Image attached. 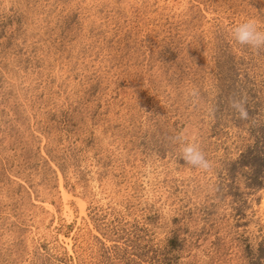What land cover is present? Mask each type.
Segmentation results:
<instances>
[{
    "label": "rangeland",
    "instance_id": "374dc122",
    "mask_svg": "<svg viewBox=\"0 0 264 264\" xmlns=\"http://www.w3.org/2000/svg\"><path fill=\"white\" fill-rule=\"evenodd\" d=\"M248 19L264 0H0V264H264Z\"/></svg>",
    "mask_w": 264,
    "mask_h": 264
},
{
    "label": "clouds",
    "instance_id": "9594fccd",
    "mask_svg": "<svg viewBox=\"0 0 264 264\" xmlns=\"http://www.w3.org/2000/svg\"><path fill=\"white\" fill-rule=\"evenodd\" d=\"M232 39L242 46L253 50L264 49V30H261L254 19H248L236 25L231 32ZM242 116H246L242 106L236 104ZM179 151L183 160L196 168L207 170L211 167L210 162L205 158L204 153L194 143L181 142Z\"/></svg>",
    "mask_w": 264,
    "mask_h": 264
},
{
    "label": "bare ground",
    "instance_id": "6f19581e",
    "mask_svg": "<svg viewBox=\"0 0 264 264\" xmlns=\"http://www.w3.org/2000/svg\"><path fill=\"white\" fill-rule=\"evenodd\" d=\"M63 185V184H62ZM62 190H63V195H64V199L65 200H69L70 198H72V197H74L70 192H68L63 186H62ZM77 201H78V203H79V205H80V207H81V213H85V201L83 200V199H81V198H77L76 199ZM47 206L49 207V208H53V205L51 204V203H48L47 202ZM65 212H66V214L67 215H69V214H73L72 213V211H71V208H70V206L68 205V204H66V206H65ZM71 217H72V215H71ZM70 245V244H69Z\"/></svg>",
    "mask_w": 264,
    "mask_h": 264
}]
</instances>
